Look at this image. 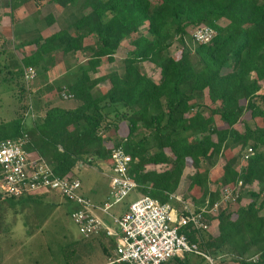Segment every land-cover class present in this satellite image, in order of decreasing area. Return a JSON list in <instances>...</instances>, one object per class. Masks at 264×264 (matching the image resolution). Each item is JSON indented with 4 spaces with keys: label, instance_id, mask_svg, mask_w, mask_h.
<instances>
[{
    "label": "trees",
    "instance_id": "16d2710c",
    "mask_svg": "<svg viewBox=\"0 0 264 264\" xmlns=\"http://www.w3.org/2000/svg\"><path fill=\"white\" fill-rule=\"evenodd\" d=\"M50 2L72 8L73 20L68 27L38 38L39 47L22 62L24 67L38 66L56 52L66 56L88 51L86 65L71 73L74 80L59 87L72 93L78 104L74 108L48 104L44 116L36 115L32 126L26 125L25 114L1 121L0 139L27 134V151L39 153L60 175L71 173L80 163H111L112 149L123 146L132 156L129 174L139 184L141 194L161 202H171L170 196L180 189L190 164L195 170L188 176L186 195H191L196 208L220 201L225 186L258 182L261 189L251 193L254 199L249 204L236 211L221 207L217 215L209 216L217 220V226L207 239L200 238L205 231H182L212 255L240 264H264V0ZM46 19L49 23L55 21L52 14ZM223 19L228 24H221ZM202 25L216 30L210 42L200 43L192 34L196 41L193 48H181L176 56L168 54L177 38L184 42L191 27ZM125 40H130L132 49L125 58L123 72L94 76L103 58L114 61ZM146 61L159 68V80L144 69L142 63ZM103 80H109L110 87L96 91ZM205 92L212 103L208 115L197 100ZM119 106L124 107L122 116L127 119L128 134L107 146L105 134L112 127L118 128V123L103 113L106 107L108 111L114 107L111 110L121 115ZM143 127L149 131L134 141L132 138ZM237 147L240 149L235 151ZM247 148L254 153L245 159ZM221 157L227 159L211 177L203 164ZM242 196L239 194L238 200ZM44 201L50 209L57 206L45 192L19 197L0 192V235L12 226L7 220L10 209L16 208V215L18 207L32 203L40 208V223L47 225L49 215L41 214ZM106 237L82 236L63 245L59 253L52 252L51 259L41 263L35 259L33 263L77 264L84 256L97 260L92 249ZM81 246L86 248L84 252H80ZM28 255L34 259L31 251ZM105 255L102 259L114 257L110 252ZM256 255L258 259L254 260Z\"/></svg>",
    "mask_w": 264,
    "mask_h": 264
},
{
    "label": "rangeland",
    "instance_id": "374dc122",
    "mask_svg": "<svg viewBox=\"0 0 264 264\" xmlns=\"http://www.w3.org/2000/svg\"><path fill=\"white\" fill-rule=\"evenodd\" d=\"M38 3H40V6ZM19 4L18 0H0V18L2 19L5 17L3 19L4 22H2L3 24L0 25V29L2 28V30H0V122L10 121L16 118L18 114L19 116L25 114V120L27 123L33 124V120L36 118L35 116L39 114V111H42L43 109L45 111L48 104H58L64 107L76 106L77 101L73 98L65 99L62 96L63 88L59 87L66 85L67 81L74 80V78H71V73L76 70L79 71L81 65H86L89 52L79 51L66 56H63L60 52H56L47 55L40 65L35 66L37 77L33 81L27 83L21 74L24 70L22 59L37 50L39 44L36 43V40L38 38L68 27L69 23L73 20V9L61 8L58 5L51 3L50 0H35L34 4L36 8L33 9L29 7L25 8L22 4L19 6ZM49 14H52L55 17V21L52 23H49L46 19ZM221 24H228V20H221ZM194 29V27L189 29V34L185 37L184 42L177 38L175 43L168 50V54L176 56L180 54L181 48H193L196 44V41L192 37ZM3 35L6 37H3ZM131 49L132 45L130 40L123 41L115 55L114 61L108 60L107 57L103 58L100 69L98 68V72L94 76H107L115 70L123 72L125 58ZM60 63H62L61 67H57L56 69L53 68ZM64 66L67 72H65ZM142 66L153 79H160V70L156 67L155 63L146 61L142 63ZM22 87L25 89L21 90ZM37 87L40 89L35 91L33 88ZM109 87V80H103L95 90L104 91ZM20 97H22L21 102ZM197 100L203 104L204 113L206 115L210 114L212 103L208 94L206 92L203 95L200 94ZM31 106L33 107V110H30ZM106 108L105 112H107H104L103 114H105V116L110 115L112 119H115L118 123V128L112 127L111 131L105 134L106 144L108 146L114 145L116 142L121 141L123 137H126L129 127L127 119H124V116H122L124 107H118L119 112L121 113V115L119 114L118 116L115 111L111 110H114V107L111 109L109 107L110 111ZM27 110H30L28 114H26ZM216 117L218 123H222L219 116ZM148 131L149 130L143 127L137 131L132 139L137 141L146 135ZM109 137L113 138L110 139ZM239 149L240 147H237L235 151H238ZM247 149L243 154L246 153ZM226 159V157H221L216 162L211 164L204 163L203 166L209 171L210 176L213 177L219 172L220 167L224 164ZM241 162L242 160H240V163ZM156 167L160 168L161 166L159 165ZM194 170L195 169L189 164L185 170L183 184L180 190V194L183 195L185 193L184 195L189 199L191 195H186V190L189 184L188 176L193 173ZM78 175L83 178V174L80 175V172H78ZM211 185L214 188L217 187L214 183H211ZM87 186L88 185H86L85 188H87ZM260 189L261 184L258 182L242 186L233 196L230 197V199L223 200L220 208L226 207L230 211H236L240 206L249 204L250 201L254 199V196H252L251 193H257ZM201 190L202 189L200 188V191ZM242 193V198L238 200L237 195ZM141 195L140 189L132 191L124 201L116 204L113 210H121L126 204L138 199ZM51 197L57 202V206L50 209L47 202L44 201L41 204L42 211L40 210L42 215H49V218L46 221L47 225L40 223L41 221L38 215L40 208H38L37 203L18 207L17 211L21 214L25 213L24 216H27L25 221L28 222V233L25 232V228L22 225L20 226V219H16L20 214L13 215L16 208L10 209L11 214L9 213L7 220L9 224H12L13 228H11V226L10 229L7 228V231L1 232V264H29L33 263L35 259L39 260L41 263L44 262L45 259H51L52 252L59 253V249L63 245L70 241L81 239L82 236L79 232L78 226L75 224L70 214L72 203L66 200L58 192H53ZM216 226L217 220H213L211 222L210 230L202 232L200 238L207 239L209 235L216 231ZM47 246H49L50 250H48ZM30 251L33 253L34 259L33 257H29L28 253ZM212 256L214 257L213 262L198 254L191 253L188 256V263L221 264L219 258H216L214 254ZM106 261H108L107 257L98 260L92 259L89 261V264H103L106 263ZM173 264L180 263L175 262Z\"/></svg>",
    "mask_w": 264,
    "mask_h": 264
},
{
    "label": "built area",
    "instance_id": "2783aa9c",
    "mask_svg": "<svg viewBox=\"0 0 264 264\" xmlns=\"http://www.w3.org/2000/svg\"><path fill=\"white\" fill-rule=\"evenodd\" d=\"M215 35L216 30L207 25L199 26L193 32L195 40L200 43L210 42ZM23 77L27 83L33 81L37 77L35 66L24 67ZM62 96L65 99L74 97L66 90ZM28 142L27 134L15 139H0V192L5 196L58 191L66 200L76 204L71 217L83 237L105 234L115 238V255L109 260L111 264H166L177 256L190 253L213 262L212 255L191 241L182 229L209 231L212 222L209 216L217 215L222 201L230 199L243 186L242 181L236 186H225L222 199L213 206L196 208L191 199L184 198L180 193L172 194L171 202L141 195L129 204L125 212L115 215L110 212L111 208L139 188L137 181L129 174L132 156L123 146L112 149L110 195L103 205H97L81 192L80 178L71 174H57L46 159L32 157L26 149ZM253 153L249 148L244 158L248 159ZM98 211L109 214L115 225H108ZM253 259L257 260L258 256Z\"/></svg>",
    "mask_w": 264,
    "mask_h": 264
},
{
    "label": "crops",
    "instance_id": "0c3cea01",
    "mask_svg": "<svg viewBox=\"0 0 264 264\" xmlns=\"http://www.w3.org/2000/svg\"><path fill=\"white\" fill-rule=\"evenodd\" d=\"M34 1L35 0H18V3H20L19 6L22 4L25 8L29 7L31 9H33V8H36V6L34 4ZM4 18H2V19L0 18V25L3 24L2 22H4V20H3ZM0 30H2V28ZM4 36L5 35H3V37ZM61 66H62V63L55 65L53 68L56 69L57 67H61ZM64 69H65V66H64ZM99 69H100V67H99ZM65 72H67L66 69H65ZM29 86H30V84H29ZM29 89H30V87H29ZM33 89L35 91H38L40 88L37 87V88H33ZM77 104H76V106H77ZM56 105H58V104H56ZM66 108H74V107H66ZM38 113L39 114H37V116L43 117L44 116V109L42 111H39ZM25 123H26V125L32 126V124H28L26 120H25ZM104 142H105V145H107L106 144V139H104ZM30 155L32 157L41 156L37 152H31ZM152 167H150V168H152ZM112 169H113L112 163H108V162L99 163L97 165H88V164L80 163L69 174L74 175V176H76V177L81 179V181H82L81 192L85 196L91 198L95 204L103 205L107 201V199H108V197L110 195V191H111V175L113 173ZM78 172H80V175L83 174V178H81L78 175ZM182 184H183V179H182V182H181L180 189L176 193H180V190L182 188ZM86 185H88L87 188H85ZM41 192H45L47 194L48 199L53 201V202H55L57 204V202L53 199V197H51V195H52L53 192H58V191L45 190V191H41ZM70 203H72V207H71V210H70V213H72V211L76 208V204H74L73 202H70ZM130 203L126 204V206L124 208H121V210L119 209V210H116V211L113 210V208L115 207V206H113L111 208L112 211L110 210V212L112 214H115V215H121L123 212H125L127 210V208H128ZM56 204H55V206H56ZM17 214H20V215H18L16 217L17 220L20 219V221H21L20 222V226L22 225L25 228V232L28 233L29 232V230L27 228L28 222L25 221L27 219V216H24L25 213L21 214L18 211H17ZM98 214L101 217H103V219L105 220V222L108 225H111V226L115 225L114 222H113L112 217L109 214H106V213H104L102 211H98ZM102 235H105V234H102ZM115 241H116L115 238L108 237V236L106 238H104L103 240L99 241L92 249V251L94 252V256L95 257L97 256V258L101 259L102 255L104 256L106 252H110L111 255H115V245H114ZM79 250H80V252H82V251L84 252L86 250V248H82V246H81ZM190 254H184V255L177 256L174 259H172L171 261L167 262L166 264H173L175 262H179L180 264H189L188 263V256ZM215 257L220 259L221 264H240V262L231 260L230 258H225L222 255H219V256L215 255ZM92 259L96 260L95 258H88L87 256H84L83 259H81V258L79 259L77 264H89V261H91ZM109 260L110 259H108V261H106V263H103V264H111Z\"/></svg>",
    "mask_w": 264,
    "mask_h": 264
}]
</instances>
